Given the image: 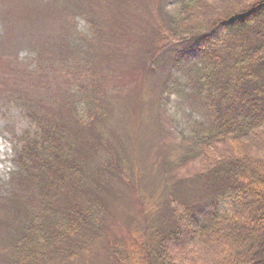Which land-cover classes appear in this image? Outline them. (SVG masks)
I'll return each mask as SVG.
<instances>
[{
  "label": "rangeland",
  "instance_id": "1",
  "mask_svg": "<svg viewBox=\"0 0 264 264\" xmlns=\"http://www.w3.org/2000/svg\"><path fill=\"white\" fill-rule=\"evenodd\" d=\"M186 1L192 0H0L1 245L11 247V237L23 238L35 218L53 221V211L76 201L92 210L91 222L70 240L73 257L52 252L44 264H119L117 245L231 211L235 192L224 182L230 180L197 177L201 159L192 140L212 115L202 69L230 61L238 26L200 40L172 39L163 48L162 33L172 30ZM218 10L189 20L212 19ZM42 100L54 108L72 104L80 115L95 102L105 108L106 117L84 125L101 127L86 131L87 143L75 122L66 126L65 146L84 155L73 192L47 188V175L36 170L24 177L16 162L17 138L36 132L27 108ZM249 147L259 159L263 149ZM214 149L221 156L212 152V163L232 156ZM12 255L7 249L0 264Z\"/></svg>",
  "mask_w": 264,
  "mask_h": 264
},
{
  "label": "trees",
  "instance_id": "2",
  "mask_svg": "<svg viewBox=\"0 0 264 264\" xmlns=\"http://www.w3.org/2000/svg\"><path fill=\"white\" fill-rule=\"evenodd\" d=\"M212 8L220 11L212 19L200 23L189 20ZM174 19L172 30L162 33L163 48L172 39L200 40L218 28L238 26L231 37L233 46L228 50L230 61H211L202 69V85L212 115L209 126L195 133L192 140L194 154L201 159L197 177L210 181L219 177L229 179L224 182L231 187L228 192H235L234 203L229 212H211L205 222L177 224L179 232L146 233L128 245H117L115 260L119 264H264V0L186 1L180 4ZM42 76L40 79L47 81ZM71 105L54 108L42 100L27 108L36 132L24 133L14 146L18 167L26 173L24 177L36 170L47 175V188L68 192L75 191L73 185H80L84 155L65 146L66 126L75 122L74 130L83 138L90 128L94 134L101 129H87L84 125L96 123L97 116L106 117L105 108H98L97 102L83 115L69 110ZM221 146L232 159L212 163V152L217 157L221 152L211 148ZM249 146L263 149L256 161L255 150ZM170 173L167 170V178ZM52 216L50 222L35 218L23 238L11 237V247L0 244V260L7 249H13V255L6 264H44L52 252L73 257L67 246L91 222L92 210L74 201L69 207L57 208ZM190 245L192 248H187ZM176 248L184 250V254L180 255ZM218 249L223 253L217 257L214 254ZM212 255L216 258L209 257Z\"/></svg>",
  "mask_w": 264,
  "mask_h": 264
}]
</instances>
